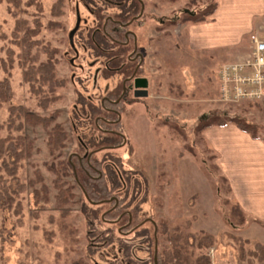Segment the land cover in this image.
<instances>
[{
	"label": "rangeland",
	"instance_id": "obj_1",
	"mask_svg": "<svg viewBox=\"0 0 264 264\" xmlns=\"http://www.w3.org/2000/svg\"><path fill=\"white\" fill-rule=\"evenodd\" d=\"M27 1L19 0L17 7L13 8L18 12L13 15L8 3L0 0V77L6 75L1 68V60L7 65L6 50L12 49L10 66L7 67L12 98L9 102L0 103V121L7 113V104H20L33 113L46 116L53 114L52 121L57 122L67 134L61 150V156L65 157L77 151L81 135L83 139L92 135L91 131L98 135L90 128V119L83 117V113L87 112L86 106L83 110L84 106L76 102L77 95H80L84 105H90L86 100L90 80L83 82L85 90H81L82 86L74 78L78 70L68 66L70 52L65 51L68 46L66 32L73 25V2L63 0L62 12L53 16L48 10L52 0H35L40 3L39 10L35 9L34 2L28 5ZM197 1L143 0L148 15L151 13L162 18L159 26L157 21L147 18L141 28L131 26L137 32L136 40L145 54L141 75L148 79L149 96L143 100L148 107L145 109L134 103L124 111L126 113L122 115V120L125 118V122L122 123H126L125 140L128 144L111 152L119 155L123 170L139 172L143 176L147 191L138 213L144 218L156 222L158 228L164 219L168 226H187L185 231L191 237L202 230L207 235L211 234L210 247H214L220 257H228L234 264H259L255 258L249 257L247 252L253 245L250 240L246 241L239 230L249 219L243 214H233L234 201L221 182L213 161L214 153L200 136V124L205 123L207 116L212 114L210 120L233 117L251 126L255 133H263L264 101L227 103L214 98L206 105L200 100L199 89L185 87L189 77L194 78L193 85H200L196 71L202 69L204 75H209L208 54L201 56L190 52L183 41L184 26L191 16L188 14L196 10L197 5L202 6L204 0ZM183 8L187 11L181 12ZM79 14L80 18H89L82 9ZM14 17L24 19L30 26H33L31 20L37 17L41 27L33 36L35 43L43 45L47 41L55 49L54 70L57 78H62L64 83L55 89L56 98L46 108L36 105V97L22 81V67L16 56L19 50L11 42L10 36ZM76 39L72 41L78 46ZM84 55V52L80 53L79 57L90 61L89 54ZM213 55L216 59L222 56L218 50H214ZM39 58L43 59L42 49ZM82 59L78 62L81 63ZM193 59H202L203 65ZM196 66H199L198 70ZM91 101L94 103L95 100ZM141 114L146 121V117L150 118L151 126L148 124L145 127L142 121L137 122L134 134V117ZM153 114L158 117L155 119ZM23 133L28 135L32 145L29 155L17 168L18 180L22 182L19 191L20 212L13 213L12 208L0 207V264H106L108 258L114 257L113 248L99 245L95 252L88 251L87 248L95 240L87 236L85 215L78 210L80 191L71 175L65 178L71 185L74 197L67 205L64 217L60 216V208L53 203V190L49 189L48 180L51 173L45 165L50 161L44 144L46 133L39 125H26ZM100 157L101 154H98L97 160ZM36 177L47 184L49 193L46 200L40 199L35 203L31 189L40 187ZM204 238L209 240L206 235Z\"/></svg>",
	"mask_w": 264,
	"mask_h": 264
},
{
	"label": "trees",
	"instance_id": "obj_2",
	"mask_svg": "<svg viewBox=\"0 0 264 264\" xmlns=\"http://www.w3.org/2000/svg\"><path fill=\"white\" fill-rule=\"evenodd\" d=\"M5 1L11 7L13 15H16L18 11L13 8L17 7L19 0ZM187 1L188 3L198 2L197 0ZM32 2H34L35 9L39 10V1L28 0L27 4H32ZM62 3L63 0H52L48 7L49 13L53 16L60 14ZM82 3L90 4V0H83ZM97 3L99 6H104L102 0ZM214 6V0H204L202 6L197 5L196 10L189 14L191 16L188 15V20L190 22L207 20L208 13L214 9ZM98 20L101 25V18ZM13 23L14 27L10 31V36L11 42L19 50L16 56H18L19 64L22 67V81L28 85L29 92L36 97V105L46 108L48 103L56 98L55 89L64 83L62 78H57L54 70L56 58L53 53L55 49L50 47L47 41L43 45L35 43L33 36L41 27L37 17L31 20L33 26L26 23L24 19H17V17H14ZM77 33L79 37L77 41L81 43L82 48L87 49L91 46L87 45L89 40H85L80 31ZM95 40L103 48L108 47L106 41L101 37ZM33 48L35 49L33 50ZM40 49L43 52V59L39 58ZM124 49L122 47L120 50L123 52ZM6 52L8 64L6 65V62L1 60V68L6 72V75L0 77V103L9 102L12 98V88L8 82L9 72H7V67L11 62L12 49H7ZM95 55L99 56V62L105 59L99 51ZM121 57L124 58V56ZM85 71L80 75L77 73L74 77L80 86L83 84L81 81L83 78L80 76ZM84 88L82 86L81 90L84 91ZM79 97L81 96L77 95L76 102L84 106L83 110L86 106V111L89 114L87 118L92 124L91 116L96 114L97 107L84 105V102L81 101L82 97ZM5 108L7 113L0 121V207L2 209L12 208L13 213L20 212L19 191L22 182L18 180L17 168L29 155L32 145L28 135L23 133V129L26 125H39L46 133L44 144L50 161L45 165L51 173L48 180L49 189L53 190V203L60 208V216L64 217L67 205L74 197L71 185L65 178L66 175H71V179L80 191L78 210L85 215L87 236H91L95 240L87 248L90 253L95 252L99 245L101 247L109 245L113 248L114 257L108 258L106 264H153L154 261L156 264H210L208 250L211 241L206 232L200 230L191 237L185 231L187 226H168L165 219L158 228L156 222L146 219L141 213H138L141 207L140 202L144 199L147 191L145 181L139 172L132 173L123 170L118 154L101 149L105 147L98 148L101 143H108V140L111 139L109 135L98 133L97 136L91 131L92 135L85 138L86 140L82 135H79L80 141L87 147L86 150L62 157L61 150L65 146L67 134L57 122L52 121L53 114L46 116L33 113L20 104H7ZM225 121L233 122L240 129H245L250 135L255 136V130L251 126L246 123L242 124L233 117L218 121L209 119L208 122L201 123L200 128L208 123L220 125ZM91 124L90 128L94 130L95 127ZM115 140L118 141V139ZM98 154H101L99 160L96 158ZM78 158L80 159L78 160ZM220 177L225 191L230 192L225 177L223 175ZM36 179L40 182V187L31 189L35 203L40 199L46 200L49 193L47 184L40 178L36 177ZM236 204L234 202L232 206L233 214H243ZM204 235L208 236L209 242L204 238ZM247 253L259 264H264V243L255 242Z\"/></svg>",
	"mask_w": 264,
	"mask_h": 264
},
{
	"label": "crops",
	"instance_id": "obj_3",
	"mask_svg": "<svg viewBox=\"0 0 264 264\" xmlns=\"http://www.w3.org/2000/svg\"><path fill=\"white\" fill-rule=\"evenodd\" d=\"M214 3V9L208 13L207 20L187 21L183 35V41L190 52L201 56L207 53L209 56V75H204L202 69L199 71V66H196L200 85H193V77H189L190 82L185 84L189 89H199L200 100L206 105L214 98L218 102H227L218 97L217 71L220 65L242 60L249 55V35L254 34L264 40V0H214ZM214 50L220 51L222 56L216 59ZM193 60L203 65L202 59ZM252 101H264V94ZM211 115L207 116L206 122L209 117L211 119ZM200 136L215 155L213 161L217 172L226 179L230 197L237 203L244 217L249 219L239 228L240 233L247 242L250 240L251 245L255 242L264 243V132H257L253 136L237 124L225 121L220 125L208 123L202 126ZM209 249L210 264L233 263L228 257H220L214 247Z\"/></svg>",
	"mask_w": 264,
	"mask_h": 264
},
{
	"label": "flooded vegetation",
	"instance_id": "obj_4",
	"mask_svg": "<svg viewBox=\"0 0 264 264\" xmlns=\"http://www.w3.org/2000/svg\"><path fill=\"white\" fill-rule=\"evenodd\" d=\"M67 1L70 2L71 0ZM98 1L90 0V4H83V0H72L73 25L76 11L78 12V26L73 31L72 39L77 38L79 40L77 31H80L82 37L89 40L87 45L90 44L91 46L87 49L82 48L77 39L78 46L73 43L72 39L71 45H68L67 32L70 30L68 29L66 32V44L68 46L65 51L68 54L70 52L68 60L70 68L78 70V74L86 70L84 76L80 77L83 78L81 80L83 82L90 80L91 86L86 100L91 106L97 107L96 114L91 116L94 130L97 131V134H106L111 137L108 143H101L98 148L105 147L101 149L111 152L115 148L122 149L128 144L125 140L124 125L126 123H122L125 122V118L122 120V115L126 113L124 111L128 110L129 106L131 107L134 103L138 104L137 106L145 107V109L148 107L146 103H143V100L149 96V91H147L148 79L141 75L145 54H143L142 49L140 50V45L136 40L137 32L131 26L141 28L145 23V18L153 22L157 21V26H159L162 24V18L152 16L151 13V16L148 15L144 9L143 0H102L104 6L97 5ZM81 9L87 13L89 18L79 17V10ZM184 11H187L186 8H183L181 12ZM99 18L102 20L101 25H99ZM156 29L157 31L160 30L158 27ZM99 37L106 41L107 48L96 43L95 39ZM119 47L125 48L123 52ZM98 51L105 57L102 62H99V56L95 55ZM83 52L85 55L89 54L90 61H84L79 57L80 53L83 54ZM79 59H82L81 63L78 62ZM91 76L93 80H91ZM135 76L146 79L144 96H132L133 77ZM92 99L95 100L94 103L91 101ZM88 115L86 112L83 117L87 118ZM154 117L156 119L158 116L154 115ZM146 119L149 120L150 118L146 117ZM148 120H144L142 114L136 115L132 123L134 134H136L137 122L142 121L145 127L148 124L151 126V120ZM79 142L80 146H78L77 151L72 152V155H75L78 150H86L87 147L83 142Z\"/></svg>",
	"mask_w": 264,
	"mask_h": 264
},
{
	"label": "built area",
	"instance_id": "obj_5",
	"mask_svg": "<svg viewBox=\"0 0 264 264\" xmlns=\"http://www.w3.org/2000/svg\"><path fill=\"white\" fill-rule=\"evenodd\" d=\"M251 52L242 60L222 63L217 71L219 99L228 103L264 94V40L249 35Z\"/></svg>",
	"mask_w": 264,
	"mask_h": 264
},
{
	"label": "water",
	"instance_id": "obj_6",
	"mask_svg": "<svg viewBox=\"0 0 264 264\" xmlns=\"http://www.w3.org/2000/svg\"><path fill=\"white\" fill-rule=\"evenodd\" d=\"M77 15L78 12L76 11V15H75V23L74 25L70 28V30L67 32L68 33V45H71V39H72V35H73V31L75 30V28L78 26V21H77ZM147 84L146 79L140 78V76H135L133 77V86H132V96H144L146 91H145V85ZM153 261H154V256H153ZM153 264H156V261H154Z\"/></svg>",
	"mask_w": 264,
	"mask_h": 264
}]
</instances>
